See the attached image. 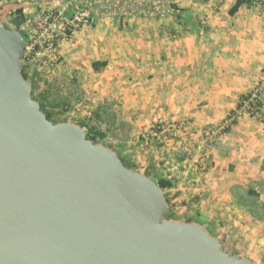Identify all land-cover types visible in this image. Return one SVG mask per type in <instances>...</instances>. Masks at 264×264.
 <instances>
[{"label":"crops","instance_id":"crops-1","mask_svg":"<svg viewBox=\"0 0 264 264\" xmlns=\"http://www.w3.org/2000/svg\"><path fill=\"white\" fill-rule=\"evenodd\" d=\"M69 1L9 0L0 9V22L10 23L21 9L24 28L44 10H60ZM74 1L96 23L60 43L55 53L59 64L53 66L59 70L63 64L67 76L91 80L90 90L108 95L120 132L179 121L188 125L179 139L195 142L264 80V0L258 7L243 4L233 15L229 11L236 0ZM73 12L67 7L68 15ZM94 62L105 66L94 72ZM149 135L151 143L164 147H150L148 162L159 157L167 160L162 167H172L169 159L180 141ZM207 152L205 171H189L182 163L185 172L171 168L166 170L171 174L159 178L188 180L184 189L195 204L186 219L204 227L221 247L238 239L264 254V124L243 117ZM120 155L128 161L133 156ZM238 253L234 256L260 264L250 250Z\"/></svg>","mask_w":264,"mask_h":264},{"label":"water","instance_id":"water-1","mask_svg":"<svg viewBox=\"0 0 264 264\" xmlns=\"http://www.w3.org/2000/svg\"><path fill=\"white\" fill-rule=\"evenodd\" d=\"M19 25L0 22V264H255L197 223L166 221L152 179L47 120L21 74Z\"/></svg>","mask_w":264,"mask_h":264},{"label":"rangeland","instance_id":"rangeland-1","mask_svg":"<svg viewBox=\"0 0 264 264\" xmlns=\"http://www.w3.org/2000/svg\"><path fill=\"white\" fill-rule=\"evenodd\" d=\"M14 1V0H11ZM9 0H2L0 2V9L8 4ZM3 13H0V17ZM14 15V14H13ZM7 19V18H6ZM5 19V21H7ZM15 19V17H14ZM1 20V19H0ZM41 58L39 61L32 63H27L21 59L22 68L28 76V82L35 84L34 99L40 105H42L47 111L53 115V120L57 123H69V124H80L84 126V131L89 129H95L99 133L103 134L105 138L98 141V145L106 147L116 153L120 159H123L127 164L132 167L137 173L147 174L159 178L162 176L167 169L175 168L180 174L182 171H189L194 168L188 169L184 164V152L181 150V145L184 143H193L188 140V138L181 136L179 139V133H183V128L188 126L186 124H181L179 121L158 123L153 122L150 127L145 125L141 130H123L118 131V123L116 122V114L114 105L109 101L108 95L90 90L91 80L84 81L78 76H73L70 78L65 74V68L60 66L59 70H56L54 61L49 57V53L46 51H41ZM55 63L59 64L58 61ZM43 67V69H42ZM48 69V70H47ZM93 81V80H92ZM43 96V97H42ZM100 108L106 109L102 115L95 116L96 111ZM94 115V116H93ZM89 116V119H88ZM114 116V117H113ZM122 117V116H121ZM120 124L124 122H120ZM171 125H176L175 129L171 128ZM163 126V128H161ZM192 127V124L189 123ZM146 127V131H143ZM149 127V128H147ZM157 135L164 137L166 140H178L179 145L175 152L169 159L171 166L162 167V163L159 157L154 160L155 163L148 162L146 159L147 151L153 148L154 151H159L164 147L163 144L158 142H150V135ZM161 134H163L161 136ZM155 138V137H154ZM187 139V140H186ZM120 154L125 157L132 156L131 161L125 160ZM172 160V162H171ZM167 176L171 172L165 173ZM173 188L165 192L168 198V210L170 211V218L166 221L182 222L184 223L187 219V213L192 210V205L194 203L193 196L189 191L185 190L184 187L188 180L184 179V182L180 178L177 179L175 176L170 178ZM182 188V191L180 190ZM191 191V190H190ZM189 193V194H188ZM183 194L186 199H183ZM195 204V203H194ZM185 208V209H182ZM191 214V213H190ZM192 219V217H191ZM234 240V243L229 241L227 244L223 243L222 250L224 253L234 256L239 254L238 250H250V253H255L252 260L259 261L260 264H264V254L260 251H255L254 248L248 247L246 243H240ZM236 252V253H233ZM241 253V252H240ZM242 259H248L245 257H236ZM249 260V259H248Z\"/></svg>","mask_w":264,"mask_h":264},{"label":"built area","instance_id":"built-area-1","mask_svg":"<svg viewBox=\"0 0 264 264\" xmlns=\"http://www.w3.org/2000/svg\"><path fill=\"white\" fill-rule=\"evenodd\" d=\"M85 1L87 4L91 2V0ZM260 5L261 0H252V6ZM67 7H73L74 12L68 15ZM95 23L94 15L88 9L80 7L78 1L70 0L60 10H44L32 21H27L24 28L21 27V24L19 25L18 31L25 39L22 59L27 63L37 62L41 58V51H46L55 63L57 61L55 53L60 43L70 41L77 32L84 28L94 27ZM243 117L264 124V80L254 88L248 98L239 100L235 110L220 125L204 130L195 142L184 143L180 146L185 156L184 165L188 169L193 167L199 171H205L210 144ZM176 127V125H171L172 129Z\"/></svg>","mask_w":264,"mask_h":264},{"label":"trees","instance_id":"trees-1","mask_svg":"<svg viewBox=\"0 0 264 264\" xmlns=\"http://www.w3.org/2000/svg\"><path fill=\"white\" fill-rule=\"evenodd\" d=\"M243 4H247V5H252V0H236V2H235V5L233 6V8L229 11V13H230V15H233L235 12H237V10H238V8L241 6V5H243ZM170 9H173V11H175V7L174 6H170L169 7ZM177 11V10H176ZM181 13V11H179V13H178V15H177V17L178 18H180V14ZM117 14H119V13H117ZM157 14H161V13H157ZM14 16H15V19H14V21L16 22V23H19V24H21L22 22H23V16H22V10L21 9H16L15 11H14ZM6 24H9V23H6ZM105 66V63L104 62H94V63H92V70L94 71V72H99L100 71V69L101 68H103ZM21 74H22V76H23V78L26 80V81H28V76H27V74L25 73V71H24V69L21 67ZM29 84L31 85V98H32V100H34L35 102H36V100L34 99V95H33V93H34V90H35V84L34 83H30L29 82ZM43 97V96H42ZM249 97V95H246V96H243V97H241L240 99H246V98H248ZM37 103V102H36ZM38 104V103H37ZM39 105V108H40V111L46 116V118H47V120L49 121V122H51L52 124H57V122H55L54 120H53V115L49 112V111H47L42 105H40V104H38ZM106 109H102V108H100V109H98L97 111H96V114H95V116H98V115H102V113L105 111ZM94 116V115H93ZM114 117V116H113ZM75 125H78V126H80V127H82V128H84V126L83 125H80V124H75ZM124 131H125V129H124ZM86 138L89 140V141H91L93 144H98V141L99 140H103L104 138H105V136L103 135V134H101V133H99L98 131H96L95 129H89L88 131H86ZM117 155V154H116ZM118 156V155H117ZM119 157V156H118ZM121 161H122V163H124L126 166H128L130 169H132V167L129 165V164H127L123 159H120ZM143 175H145V176H147V177H149L150 179H152L157 185H158V187L162 190V192L164 193V195H165V198H166V203H167V205H168V198H167V196H166V194H165V192L167 191V190H169V189H172L173 188V184L171 183V181L170 180H168V179H164V178H156V177H151V176H149V175H147V174H143ZM165 220L167 219V220H169L168 218H170V211L168 210V213L165 215ZM184 223H194L193 222V220H186Z\"/></svg>","mask_w":264,"mask_h":264}]
</instances>
